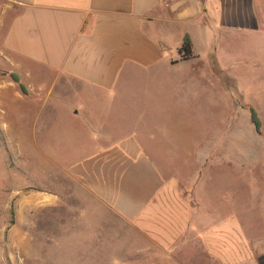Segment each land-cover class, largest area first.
I'll return each mask as SVG.
<instances>
[{"label":"rangeland","instance_id":"1","mask_svg":"<svg viewBox=\"0 0 264 264\" xmlns=\"http://www.w3.org/2000/svg\"><path fill=\"white\" fill-rule=\"evenodd\" d=\"M263 8L261 5L259 29L226 33L227 40L222 37L215 45L216 56L202 57L199 64L190 60L171 72L143 73L132 81L133 86L124 80L125 88L112 97L91 89H56L38 109V100L45 92L31 91L18 73L0 69V84L4 85L0 90V228H13L6 242L14 248L22 243L33 245L29 253L37 260L29 264H223L228 253L231 264H248L246 259L260 258L264 252ZM12 73L20 76L25 90L13 81ZM44 78L52 79L50 73ZM166 80L168 86L164 87ZM6 83L12 89H7ZM73 106L82 110L78 118L92 117L94 125L116 136L153 147V161L166 177L194 182L187 198L191 222L200 230L201 202L203 219H219L220 226L215 236H199L200 261L195 253L187 255L192 252L184 251L186 247L173 252L152 247V241L132 222L113 216L95 202L78 206L72 198H61L55 207L45 208L47 216L38 213L31 203L21 208L19 198L36 194L38 185L51 181L37 170L34 158L40 156L38 145L54 152L48 154L50 163L45 165L52 173L57 170L53 162L57 165L60 160L64 170L89 150L84 148L90 140L88 131L72 132L65 139L55 128L59 120L65 126ZM251 107L260 119V132L251 121ZM25 116L29 123L24 122ZM25 147L34 156L22 155ZM77 148L83 152L75 154ZM197 150L200 154L191 155ZM61 184L66 188L69 185L64 175ZM198 184L200 193L196 196ZM26 185L32 190L24 188ZM5 198L13 200L6 203ZM85 228L94 233H85ZM97 231L104 233L97 235ZM86 241L99 242L103 250L87 252L86 259V252L73 250L71 245L61 250L56 246ZM178 242L197 243L198 238L195 235L191 239L185 233ZM213 243L220 244L218 250H202ZM229 245L236 248L227 250ZM12 260V264H20L18 249L13 251Z\"/></svg>","mask_w":264,"mask_h":264},{"label":"crops","instance_id":"2","mask_svg":"<svg viewBox=\"0 0 264 264\" xmlns=\"http://www.w3.org/2000/svg\"><path fill=\"white\" fill-rule=\"evenodd\" d=\"M261 5L264 0H0V69L18 73L31 91L45 92L38 106L47 102L56 89L75 92L91 89L112 97L125 88V81L129 80L128 85L133 86L132 81L143 73L171 72L190 60H198L199 64L202 57L216 56L215 45L222 37L223 41L227 40L226 33L259 29ZM186 35L192 42V56L182 59L180 49ZM47 73L51 74V80L44 78ZM0 85L2 90L4 85ZM167 86L166 80L164 87ZM7 87L12 89L8 84ZM81 111L73 106L71 116L64 121L65 126H61L59 120L55 128L65 139L72 132L88 131L90 140L84 148L89 150L64 170H61L60 160L57 165L53 162L57 170L52 173L46 171L45 165L50 163L48 154L54 152L38 145L40 156L34 158L37 170L44 177L47 174L51 181L45 186L38 185L36 194L28 193L32 186L26 185L28 194L18 202L21 208L31 203L38 213L47 216L45 208L55 207L61 198L67 201L72 198L76 205L79 202L78 206L95 202L113 216L132 222L152 241V247L171 252L186 247L184 251L192 252L187 255L195 253L200 261L199 236H215L220 226L217 225L219 219L212 222L203 219L201 202L200 230L191 222L187 198L194 182L171 175L166 177L153 161V147L116 136L94 125L92 117L80 119ZM28 147L22 149L21 154L34 156ZM82 152L78 149L75 154ZM192 154H200V150ZM29 159L27 157V161ZM62 175L69 180L67 188L62 187L65 186L61 184ZM194 191L198 196L200 184ZM8 199L13 200L5 198L6 203ZM37 227L41 229L40 223ZM12 231L13 228L6 226L0 228V240L5 241L0 242V264H12L13 251L17 249L20 264L33 262L35 255L29 253L34 250L33 245L22 243L14 248L11 242H6ZM97 232V235L104 233ZM85 233L94 232L87 229ZM185 233L191 239L196 235L198 242H178ZM61 245H56L61 247L59 250L68 245L86 253L103 250L99 242ZM219 246L206 244L202 250L214 252ZM227 247L230 250L236 245ZM231 261V254H225L223 264H231ZM245 263L264 264V252L260 258L250 257Z\"/></svg>","mask_w":264,"mask_h":264},{"label":"trees","instance_id":"3","mask_svg":"<svg viewBox=\"0 0 264 264\" xmlns=\"http://www.w3.org/2000/svg\"><path fill=\"white\" fill-rule=\"evenodd\" d=\"M180 53L182 54V59H188L192 56V42L188 35L184 37L183 44L180 49ZM12 79L15 83H18L22 90H25L24 85L21 82L20 76L18 74L12 73ZM251 121L255 127V129L260 132L261 131V123L258 117L257 111L251 107L250 108Z\"/></svg>","mask_w":264,"mask_h":264}]
</instances>
